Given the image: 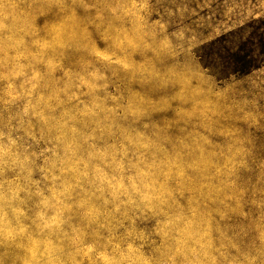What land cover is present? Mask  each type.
<instances>
[{
  "label": "rangeland",
  "instance_id": "374dc122",
  "mask_svg": "<svg viewBox=\"0 0 264 264\" xmlns=\"http://www.w3.org/2000/svg\"><path fill=\"white\" fill-rule=\"evenodd\" d=\"M255 31L264 0H0V264H264V65L202 62Z\"/></svg>",
  "mask_w": 264,
  "mask_h": 264
},
{
  "label": "trees",
  "instance_id": "16d2710c",
  "mask_svg": "<svg viewBox=\"0 0 264 264\" xmlns=\"http://www.w3.org/2000/svg\"><path fill=\"white\" fill-rule=\"evenodd\" d=\"M247 41L240 43L229 42L230 45H221L209 54L210 60L202 59L207 68H212L214 74L225 77L228 74H249L264 65V32L255 31ZM259 39V46L254 40ZM252 45L246 48V43Z\"/></svg>",
  "mask_w": 264,
  "mask_h": 264
}]
</instances>
